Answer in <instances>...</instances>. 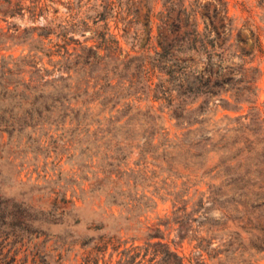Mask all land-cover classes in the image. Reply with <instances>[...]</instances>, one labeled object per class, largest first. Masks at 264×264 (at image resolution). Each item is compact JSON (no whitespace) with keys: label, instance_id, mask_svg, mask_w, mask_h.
<instances>
[{"label":"rangeland","instance_id":"obj_1","mask_svg":"<svg viewBox=\"0 0 264 264\" xmlns=\"http://www.w3.org/2000/svg\"><path fill=\"white\" fill-rule=\"evenodd\" d=\"M71 1L0 0V264H180L176 253L182 264H264V0H148L152 12L141 0L117 24ZM195 28L240 42L213 66L215 93L192 88L186 101L203 103L176 120L161 88L175 97L177 81L153 57ZM140 49L146 69H122ZM105 79L118 106L152 103L162 117L114 124L113 98L101 104L91 88ZM126 79L135 90L150 81L151 96L124 98ZM161 133L175 137L166 151L151 143Z\"/></svg>","mask_w":264,"mask_h":264},{"label":"trees","instance_id":"obj_2","mask_svg":"<svg viewBox=\"0 0 264 264\" xmlns=\"http://www.w3.org/2000/svg\"><path fill=\"white\" fill-rule=\"evenodd\" d=\"M145 1L147 10L152 12L153 4L148 0ZM72 3L73 1L70 0L69 4L71 5ZM76 4L77 5L75 7L70 6V10L73 9L72 11H76L74 12L76 14H78L79 12H87L91 10L94 12V15L92 16L93 21L97 22L101 20L107 23L108 20L112 19L117 24L118 22H133L141 8L140 5L142 4V1L78 0ZM181 11L185 14L184 19H187L189 16L187 14V5L183 4ZM224 18L226 19V14ZM239 42V32L234 33L232 30H225L222 33H219L217 31L208 32L205 30H199L197 28H195L193 31L176 34L170 41L166 43H163V41L159 42L160 48L155 49V54L157 56L155 57V59L153 57V60H156L154 66H157L161 72H163L167 76L173 77V79L177 81L175 90H177L178 94L175 97H172L169 93L163 91V89L160 87L162 93H165V95H162V97L166 101L165 106L168 107L169 114L172 118L179 120L180 117L183 118L184 116L189 114L193 107H200V105H202L203 101L198 103L197 106H192L195 101H190L192 103L186 101V93L192 91V88H203L207 93H215V91L213 90V86L219 85L220 80L218 79V77L220 76V73L218 70H214L213 66H218L217 62L227 54H229L232 47L238 46ZM87 48L88 51L91 52L95 49V52H93L95 53L94 59L95 57L99 58L100 55H97V45H94V47L88 46ZM140 50L142 51L136 50L134 53L127 52L123 58L118 59L120 65L122 66L121 68L125 70L131 69L134 73H138L142 68L146 69L145 65L151 55L149 53H146V51H144L143 49ZM177 52H192V54L193 52L198 53L205 59L203 60L204 65L202 66V68L197 69L192 64V62L188 63L191 59L185 58H181V61L184 63H177L175 59L179 58H172L175 57L174 55H176ZM88 56L89 55H87V57L83 59L84 64L89 63L90 60ZM214 58H216L217 60L214 61ZM67 77L70 78V76ZM192 77L197 79L195 83L192 82ZM113 84L114 83L112 82V79H105L103 81L94 83L93 85H91V88L93 89L94 93L95 91L100 92L98 93V97L100 98H98V100L101 104H104L107 99L109 100L113 98V101L110 103V105H108V110H110L109 119H111L114 124L128 123L132 125L136 124L135 122H138L139 120H142L143 122H151L150 119L153 120V122H156L162 117V113L158 111L159 109L155 108L152 103H149L146 109H143L142 106L138 104L131 103H123L121 106H118L119 102L116 100L115 94L117 97L119 95L114 92L116 89L109 90V87L111 88ZM138 84L139 83L133 79L124 80L121 84L122 91H120L123 92V97L127 98L131 95L135 96L134 94L138 92L139 94H147V97L149 98L151 96L149 95L151 82L146 80L142 83L143 85L139 87L141 89H136V91L135 88L138 86ZM105 87L108 91H110L109 93L106 91ZM85 90H89V86ZM102 91H106V93ZM182 95L184 97H181ZM153 96L155 97V99L161 98L156 94H154ZM137 97V99H140V95H137ZM232 97L235 101H238V96L235 94V92L232 93ZM150 101H152V99H150ZM73 107L74 106L72 104L68 105L66 111H71ZM75 109L77 110V108ZM139 116H143L142 119H139ZM152 138L153 139H151V143L160 148L161 151H166L169 148L173 147L172 141L173 139H175V137L169 138L164 133H161L159 136L154 134ZM112 179V182H114V184L120 181L122 183V186H126L127 184L131 183H138L137 180L134 179V177H125V179H123L124 181H121L122 177L117 178L118 180H116L114 177H112ZM112 189L114 191L115 187ZM176 255L180 259V264H182V256L178 253H176Z\"/></svg>","mask_w":264,"mask_h":264}]
</instances>
